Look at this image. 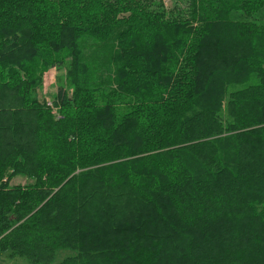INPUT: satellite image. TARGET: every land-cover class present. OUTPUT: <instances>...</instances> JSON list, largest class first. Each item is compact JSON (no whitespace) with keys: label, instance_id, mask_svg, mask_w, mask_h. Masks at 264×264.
I'll return each mask as SVG.
<instances>
[{"label":"trees","instance_id":"1","mask_svg":"<svg viewBox=\"0 0 264 264\" xmlns=\"http://www.w3.org/2000/svg\"><path fill=\"white\" fill-rule=\"evenodd\" d=\"M61 252L264 264V0H0V255Z\"/></svg>","mask_w":264,"mask_h":264},{"label":"rangeland","instance_id":"2","mask_svg":"<svg viewBox=\"0 0 264 264\" xmlns=\"http://www.w3.org/2000/svg\"><path fill=\"white\" fill-rule=\"evenodd\" d=\"M175 0H164L166 6L168 8L172 7ZM65 78V73L57 71L56 69H51L49 72H47L44 76V85L43 88L39 92V96L42 99L43 96L47 99V102L53 103V97L56 95L60 80H63ZM58 110V109H57ZM15 184H24L25 180L23 179H16L14 181ZM71 252H61L55 262L52 264H58L65 255H69ZM0 264H31L28 259L26 258H15L12 260L10 257L6 255H0Z\"/></svg>","mask_w":264,"mask_h":264},{"label":"built area","instance_id":"3","mask_svg":"<svg viewBox=\"0 0 264 264\" xmlns=\"http://www.w3.org/2000/svg\"><path fill=\"white\" fill-rule=\"evenodd\" d=\"M48 106L49 107H52L53 105H52V102L50 103V102H48ZM58 110L57 109H55V112H57Z\"/></svg>","mask_w":264,"mask_h":264},{"label":"crops","instance_id":"4","mask_svg":"<svg viewBox=\"0 0 264 264\" xmlns=\"http://www.w3.org/2000/svg\"><path fill=\"white\" fill-rule=\"evenodd\" d=\"M12 260H14L15 258H11Z\"/></svg>","mask_w":264,"mask_h":264}]
</instances>
